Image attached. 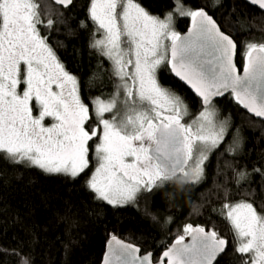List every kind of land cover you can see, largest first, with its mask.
<instances>
[{"label": "snow or ice", "instance_id": "snow-or-ice-1", "mask_svg": "<svg viewBox=\"0 0 264 264\" xmlns=\"http://www.w3.org/2000/svg\"><path fill=\"white\" fill-rule=\"evenodd\" d=\"M54 2L68 7L73 0ZM245 2L264 11V0ZM40 7L37 0H0V155L11 163L77 178L89 168V142L98 137L99 165L86 186L98 199L120 206L169 182L184 186L204 180L205 164L229 130L227 120L217 119L214 97L230 90L249 113L264 118V43L247 45L241 76L233 62L236 44L203 9H178L193 20V29L181 37L169 31L171 14L160 20L135 0H89L88 17L97 32L103 30L90 47L111 63L119 83L107 102L97 98L93 104L102 136L98 128L86 130L90 107L80 98L76 77L41 35L38 26L51 29L54 21L45 23ZM165 39L171 42L170 57ZM162 64L202 99L195 130L182 122L188 115L183 99L158 83ZM46 118L54 123L46 126ZM238 146L234 140L226 152L234 155ZM226 167L237 185H247L249 197L225 203L221 212L238 241L235 252L249 255L243 264H264V202L259 209L254 204L256 197L264 200V168ZM228 179L216 186L226 199L231 195ZM185 232L192 235L191 243L164 252L168 264H218L227 251V241L214 230L188 225ZM116 244L104 264H151L149 256L136 257L131 245ZM20 264L29 260L20 258Z\"/></svg>", "mask_w": 264, "mask_h": 264}, {"label": "trees", "instance_id": "trees-1", "mask_svg": "<svg viewBox=\"0 0 264 264\" xmlns=\"http://www.w3.org/2000/svg\"><path fill=\"white\" fill-rule=\"evenodd\" d=\"M135 2L157 17L172 12L178 2L189 9L204 8L240 47L244 42L264 43V12L244 0ZM37 3L41 6V19L45 23L48 19L54 21L51 29L38 26L41 35L48 37L47 42L59 61L76 77L80 98L89 105L91 114L94 100L111 98L117 79L112 76L111 63L90 47L99 34L88 17L89 0H73L68 7L51 0H37ZM173 22L178 33L185 31L190 23L182 15L175 16ZM158 79L183 99L190 116L192 111L202 108L200 100L171 75L170 68L161 66ZM213 104L218 117L228 121L229 130L222 145L205 164L204 180L184 186L169 182L152 192L139 193L135 202L125 205H110L86 186L90 166L72 178L14 164L0 155V262L20 264V258H26L29 264H100L110 237L133 243L141 252H151L155 261L181 236L186 240L190 233L186 234L184 226L191 225L193 229L214 230L227 241V251L218 264H243L249 256L235 252L238 241L221 212L225 203L249 199L245 195L247 185H237L226 164L239 169L247 166L249 171L254 166L264 168V121L248 115L229 94ZM95 124L92 117L89 130ZM234 140L239 146L234 155L228 154L226 149ZM226 176L231 192L227 199L223 189L216 190L217 184L226 183ZM254 180L259 181L260 177ZM252 187L259 190L257 183ZM262 202L260 197L254 200L258 209ZM13 251L19 257L13 256Z\"/></svg>", "mask_w": 264, "mask_h": 264}, {"label": "rangeland", "instance_id": "rangeland-1", "mask_svg": "<svg viewBox=\"0 0 264 264\" xmlns=\"http://www.w3.org/2000/svg\"><path fill=\"white\" fill-rule=\"evenodd\" d=\"M183 5L182 4H180L179 2L177 3V6L174 8V10L172 11V12H169V13H167V14H165L163 17H157V16H154V15H152V14H150V13H148L149 15H151V16H153V17H156V18H158V19H160V20H165L166 19V17H168L169 16V14H171V20L169 21V23H170V28H169V31H175V32H177L176 30H174V22H173V19H174V17L175 16H181L180 15V12L178 11V9H181V10H185V11H187L188 9H189V7H187V6H185V7H182ZM189 10H192V11H195L194 9H189ZM146 11V10H145ZM147 12V11H146ZM182 16H184V15H182ZM187 17V19H188V21H190V19H192L190 16H186ZM96 26V32H97V25H95ZM98 34H99V37L97 38V39H100V38H102V36H103V30H100L99 32H97ZM178 33V32H177ZM230 36V35H229ZM231 37V36H230ZM232 38V37H231ZM162 43L163 44H166L167 46H169V43H170V41L169 40H163L162 41ZM161 51H163V49H161ZM163 65H165L168 69H169V65H167V64H162L161 66H163ZM161 66H159L158 68H157V71H156V78H157V81H158V83L160 84V82H159V79H158V69L161 67ZM66 70V69H65ZM70 74V73H69ZM71 75V74H70ZM117 79V78H116ZM117 83H119V81H118V79H117ZM161 85V84H160ZM161 86H163V85H161ZM164 88H166V89H169L168 87H166V86H163ZM21 92H22V88H20L19 89ZM123 96V95H122ZM105 102H107L108 100H104ZM94 102H95V100L93 101V103H92V117L94 118V119H96V122H97V124H95V125H93L92 127H91V129L89 130V128H88V122H86V130H89V131H91V130H93V129H97L98 128V130H99V133H100V135L102 136V134H103V127H102V125H99L98 124V119H97V117H96V115H95V110H94V107H93V104H94ZM185 104V103H184ZM186 105V104H185ZM187 106V105H186ZM187 109H188V115L187 116H185L184 117V119H183V123H185L186 125H188V124H191V125H193V129L195 130V128L196 127H198L199 126V124H198V122L197 123H193L194 121H197V118H198V113L200 112V111H202L203 109L201 108L200 110H196V111H192V116H190V109L187 107ZM34 114H38V113H34ZM91 114H90V119L92 118L91 117ZM249 115V114H248ZM254 117V116H253ZM104 118L105 119H111V114H105V116H104ZM217 119L218 120H220V121H222L218 116H217ZM255 119H257V120H260V121H264V120H262V119H258V118H255ZM44 123H45V125L46 126H50L52 123H54V121L52 120V118H46V120L44 121ZM100 143V139L98 138V137H93V139L89 142V164H90V167H91V169H90V174H89V178L91 177V175L93 174V172L95 171V169L98 167V165H99V160H98V158H97V153H96V145L97 144H99ZM88 178V179H89ZM105 202H107V201H105ZM185 228H186V226H184ZM249 256V255H248ZM248 259H249V257H248Z\"/></svg>", "mask_w": 264, "mask_h": 264}, {"label": "water", "instance_id": "water-1", "mask_svg": "<svg viewBox=\"0 0 264 264\" xmlns=\"http://www.w3.org/2000/svg\"><path fill=\"white\" fill-rule=\"evenodd\" d=\"M54 4H56L55 2H54V0H51ZM245 1V0H244ZM250 6H252V7H255V8H257L258 10H260L257 6H253V5H251L250 3H248ZM56 5H58V4H56ZM58 6H61V5H58ZM61 7H65V6H61ZM201 9H203L205 12H207L204 8H201ZM261 11V10H260ZM262 12H264V11H262ZM207 14L208 15H210L208 12H207ZM210 16H212V15H210ZM214 19V18H213ZM215 20V19H214ZM216 21V20H215ZM217 23V22H216ZM218 24V23H217ZM220 27V26H219ZM193 29V20L191 19L190 20V23H189V25H188V27L186 28V30L185 31H183L182 33H179L180 34V36L181 37H185V36H188V34H189V32H190V30H192ZM221 29V28H220ZM221 31H223L222 29H221ZM224 32V31H223ZM225 33V32H224ZM226 35H228L227 33H225ZM229 36V35H228ZM230 37V36H229ZM231 38V37H230ZM232 39V38H231ZM233 40V39H232ZM170 46H171V43L169 44V47H168V49H169V57H170ZM235 54H236V49H235V51H234V53H233V62H234V64H235ZM236 65V64H235ZM236 68H237V66H236ZM170 73H171V75L176 79V80H178L179 82H181L195 97H197L199 100H200V103H201V106H202V99L200 98V97H198V96H196L195 95V93H194V91L189 87V86H187L185 83H183L182 81H180V79L178 78V77H176L175 76V74L174 73H172L171 72V68H170ZM237 74H239V75H243L244 74V69L243 70H241V71H239L238 70V68H237ZM229 93H231V91L229 90L228 92H226L222 97H224V96H226L227 94H229ZM222 97H214L213 98V100H215V99H220V98H222ZM241 106V108L247 113V114H249V115H253L254 116V114H251V113H249L242 105H240ZM254 118H257V117H255L254 116ZM258 119H262V120H264V118H258ZM195 229V228H194ZM207 231V230H206ZM116 238V240H118V241H120L121 243H123V244H127V245H131L134 249H136L137 251H135L133 254L136 256V257H138V258H140V259H142L143 257H145V256H149L150 257V262H151V264H168V258L167 257H165L163 254H164V252H166V251H168L169 249H172V248H174V247H180V246H182V245H184V244H190L191 243V241H192V235L191 234H189L188 235V237H187V239L186 240H183V241H181L180 242V245H177V242H175L174 244H172V245H170L161 255H160V257L157 259V260H153V255H152V253L151 252H141V250H140V248L138 247V246H136L135 244H133V243H130V242H128V241H125V240H123V239H121V238H118V237H115ZM116 240H113V237H110L107 241H106V243H105V247H104V251H103V255H102V258H101V261H100V264H104V258H105V255L110 251V249H113V248H118L119 246L116 244Z\"/></svg>", "mask_w": 264, "mask_h": 264}, {"label": "flooded vegetation", "instance_id": "flooded-vegetation-1", "mask_svg": "<svg viewBox=\"0 0 264 264\" xmlns=\"http://www.w3.org/2000/svg\"><path fill=\"white\" fill-rule=\"evenodd\" d=\"M257 9V8H256ZM234 41V40H233ZM234 43L236 44V54H235V64L238 68L239 71L244 69V64L246 62V56L245 53L247 51V45L249 43L244 42L241 47L239 46V43L237 44L236 40L234 41ZM228 95V94H227ZM229 95H231L233 98L234 96L232 95V93H229ZM235 99V98H234Z\"/></svg>", "mask_w": 264, "mask_h": 264}, {"label": "bare ground", "instance_id": "bare-ground-1", "mask_svg": "<svg viewBox=\"0 0 264 264\" xmlns=\"http://www.w3.org/2000/svg\"><path fill=\"white\" fill-rule=\"evenodd\" d=\"M197 98V97H196ZM215 100H217V99H215ZM214 101V100H213ZM201 104V103H200Z\"/></svg>", "mask_w": 264, "mask_h": 264}]
</instances>
